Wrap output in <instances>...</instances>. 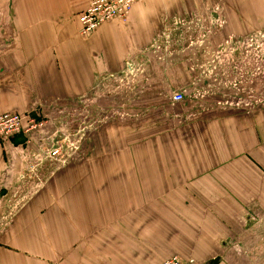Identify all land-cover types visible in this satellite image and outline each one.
<instances>
[{"label": "crops", "instance_id": "0c3cea01", "mask_svg": "<svg viewBox=\"0 0 264 264\" xmlns=\"http://www.w3.org/2000/svg\"><path fill=\"white\" fill-rule=\"evenodd\" d=\"M92 1L0 0V115L46 120L0 144V264H264V104L200 108L211 98L187 96L206 83L175 37L183 18L203 20L216 44L246 40L252 57L264 0H138L126 22L81 35ZM129 82L140 84L141 129H117L126 150L55 170L48 160L29 196L27 163L67 137V116L114 83L135 93ZM252 232L262 245L247 256Z\"/></svg>", "mask_w": 264, "mask_h": 264}, {"label": "rangeland", "instance_id": "374dc122", "mask_svg": "<svg viewBox=\"0 0 264 264\" xmlns=\"http://www.w3.org/2000/svg\"><path fill=\"white\" fill-rule=\"evenodd\" d=\"M189 21L190 18H183L181 21L183 29H179L182 26L178 23L179 27L177 26L178 31L175 37L178 36L177 40L181 43L179 48L182 59L187 62L190 59L194 60L196 67L193 66V68L199 71L206 84L191 90L187 98L199 101L211 98V104L199 105L200 108L208 110L234 109L240 106L246 107L248 104L251 106L264 104V42H261V47L250 43L253 44L254 49L252 57L261 51L263 67L260 71L257 69L255 71L252 63L251 68L249 65V59L252 57L250 50L244 46L246 40H233L229 44L224 41L216 44L212 33L201 27L200 24L203 20L196 22L194 19L193 24H189ZM172 39H174V35ZM221 45H223V50L220 49ZM216 46H219L220 50H216ZM176 47L178 48L177 44ZM125 84L128 87L132 86L131 89L136 90L135 93H125L121 89L120 83H114L111 87H106V90L102 92V97L97 101L91 100L85 104L87 108L85 114L78 116L75 113L67 116L65 120L68 124L67 137L64 140L61 138L57 142V145L63 147L62 152L56 158H48L47 153L45 158H34L27 163L28 171L24 179H26L25 182H28L26 187L31 192L29 196L44 187L46 178L41 173L48 160H51L50 170H55L62 168L67 163L76 162L79 156L83 158L88 155L120 153L126 150L122 147L116 148L114 145L115 142H119L117 129H120L123 135H126L127 130L131 132L132 126L140 131L142 99L140 93H137L140 91V87L136 89L140 84L137 82ZM146 88H148L147 85ZM189 88H193L192 82L189 84ZM163 90L170 92L167 84L163 85ZM132 108H135L134 112L131 110ZM138 111L139 113H137ZM26 195L21 196V199L27 198ZM256 240L258 241L259 238H254L253 232L251 237H247L245 242L247 256L250 255L248 252H252L262 245ZM252 263L253 259L251 258L249 264Z\"/></svg>", "mask_w": 264, "mask_h": 264}, {"label": "built area", "instance_id": "2783aa9c", "mask_svg": "<svg viewBox=\"0 0 264 264\" xmlns=\"http://www.w3.org/2000/svg\"><path fill=\"white\" fill-rule=\"evenodd\" d=\"M138 0H93L92 3L83 11L79 18L81 35H88L98 29L103 23L119 19L123 22L128 20L133 6ZM135 74L138 70L135 69ZM184 99L182 93L172 96L173 102H180ZM46 124L45 119L20 115L17 113H5L0 115V144L11 141L20 134L30 135L37 132ZM65 139V138H64ZM67 139V138H66ZM63 147L56 145L49 151L48 158H56ZM161 264H198L195 259H181L172 257Z\"/></svg>", "mask_w": 264, "mask_h": 264}]
</instances>
